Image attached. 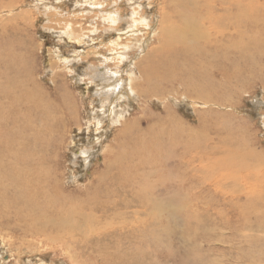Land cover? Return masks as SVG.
<instances>
[{
	"label": "rangeland",
	"instance_id": "rangeland-1",
	"mask_svg": "<svg viewBox=\"0 0 264 264\" xmlns=\"http://www.w3.org/2000/svg\"><path fill=\"white\" fill-rule=\"evenodd\" d=\"M187 1L180 0L182 4L172 14L176 27L184 26L183 23H178L181 15L187 14L189 10L197 9L202 14L223 10V4L220 5L215 0L207 8L200 6L201 4L194 7ZM241 1V13L244 14L243 11L248 9L264 14V0ZM173 5H177L176 0H0V71L4 76L7 63L17 57L20 67L22 66L19 74L26 79L28 85V81L33 85V89L29 88L28 92L35 95V106L40 110L31 112L34 120L28 128L31 133L37 134V143L33 144V141L30 148L38 152L37 156L46 155L48 169L56 174L66 192L84 190L87 185L95 184V177L105 169L104 165L110 163L113 154H122L119 147L122 136L118 135L121 124L128 122L130 125L132 120H136L145 127V120L167 117L168 121L171 113L178 118L175 121L191 131L175 137L177 139L173 148L182 155L175 156V163L162 170L164 185L158 192L154 190L155 193H152V204L158 200V207L164 208L156 216L160 217L162 225L168 226L167 231L159 234L157 230L149 228L151 231L147 241L140 243L136 239L129 245L133 253L139 251L141 254L143 251L142 260L137 261L138 264H240L241 259L248 257V254H251L248 258H253L257 249L258 261L264 264V232L254 228L249 230L248 227L235 230L240 220L234 209L228 210L229 214L224 217L229 221L228 228L222 229L219 226L221 221L209 210L212 201L210 195L214 194L216 188H232L233 184H239V188L243 189L244 186L242 188L240 183L244 184L241 176L245 174L250 178L255 173L252 177L260 183L259 188H263L264 73L258 70L261 63L256 64L258 58H255L252 63L255 69L253 73L247 70L244 76L238 77L237 71L232 73V68L235 64L248 66L249 62L240 63L238 54L234 55L232 52H226L224 57V52L220 50L216 57L213 56L216 59L212 57L208 59L209 62L206 61L207 68L210 69L206 76L210 80L211 89L206 85L207 88L203 86L201 90L203 93L208 92L209 102L206 99L201 101L200 98L185 97L196 94L190 90L188 92V84H198L194 77L185 78L190 76L185 75L186 72H196L189 61H186L187 70L180 69L167 82H163L162 77L153 79L152 83L147 81L144 89L156 88L159 96L145 94V90L142 91L141 85H138L141 76L139 70L150 60H145L148 49L156 45L159 26L162 25L158 23L162 12H168ZM10 9L13 13H22L21 17L28 20L25 23L18 20L17 25L9 26V21L1 19H5L4 16L8 15ZM51 11L61 13V23H55L54 20L58 19L50 16ZM115 11L120 16L118 20H112L116 15ZM132 13H135L133 16L146 15L151 28L137 24V32L129 33L125 28L124 18ZM243 14L242 16L245 15ZM67 23L68 29L64 31L62 28ZM208 23H200L199 27L202 29L206 25L210 29L214 26ZM240 27L239 25V29ZM257 28L261 29L262 25ZM133 35L139 42L140 39L141 42L146 39V43H142L143 48L139 47V42L130 44L129 39ZM233 36L239 37L236 34ZM212 38L209 36L202 44L212 41ZM216 39L213 41L218 42ZM129 45L125 49V55L120 57L118 53L121 48ZM250 52L254 53L255 50L250 49ZM173 77L176 81L172 85L169 80ZM113 79L118 80L107 85ZM125 87L131 90H128L126 96L122 95ZM154 89L151 90L153 94ZM26 126L22 119L21 129ZM20 127L17 123L11 124L10 119L1 120L0 150L8 147L9 137L16 138ZM30 132L22 142L25 145L30 144ZM185 138L189 139L184 141ZM194 138L197 139L195 143ZM15 142H19V139ZM201 145L208 146L210 154L215 151L213 155L206 153L212 157L209 173L201 172L200 165L205 163L199 164L198 161H195L192 172H187L185 165L191 160L190 149L195 152V160H198ZM231 154L235 158L232 161L237 162L235 166H231L230 160L225 159ZM238 154L239 161L235 157ZM205 158L206 156L201 160ZM145 172L150 171L147 168L141 171L143 179L139 183L143 189L149 177ZM159 174L157 175L160 176ZM150 175L149 179L153 180L154 176ZM208 175L211 176V182L203 180ZM12 179L14 180L13 176H8L2 184H9ZM262 192L264 196V191ZM142 193L145 195V191ZM218 199L221 203L222 199ZM210 217L214 218L213 223H210ZM117 220L114 215L106 217L108 222ZM14 221L13 213L0 206V264H121V259L117 257L98 261L107 252L112 255L114 248L105 246L106 253L99 252L94 256L95 246L93 251L86 249L78 252L73 248L66 251L60 245L63 232L48 230L45 235L34 237L25 233L27 229L24 230L31 225L30 220L17 221L13 225ZM254 237L258 239L254 240ZM228 239L230 241L225 242ZM116 240L121 248L126 246L120 239ZM256 243L257 249L252 246ZM241 254L244 257L240 258Z\"/></svg>",
	"mask_w": 264,
	"mask_h": 264
},
{
	"label": "bare ground",
	"instance_id": "bare-ground-1",
	"mask_svg": "<svg viewBox=\"0 0 264 264\" xmlns=\"http://www.w3.org/2000/svg\"><path fill=\"white\" fill-rule=\"evenodd\" d=\"M183 1L185 2L187 0ZM189 2L194 7L195 5L201 4L200 6L204 8L212 5V2L214 3L213 0H189ZM215 2L220 5L223 4V10L213 11L211 9L212 12H208V14H202L197 9L191 11L188 9V12L184 11L187 12L185 15L181 12L182 15L178 24L183 23L184 26L182 27H176L174 19L172 18L175 8H179L180 4H182L180 0H176L177 5H173L174 7H171V10L162 12L158 22L162 25L159 26V36L156 45L148 49L149 52L145 60L147 62L149 59L150 60L148 64H144L139 70L141 76L138 85H141L140 89L142 91L145 90L143 86L147 85V81L152 83L153 79L158 80L162 77V81L167 82L168 78L176 75L180 69L187 70L188 66L186 61H189L196 72H186L185 75L190 76L185 78L194 77L198 84L189 83V87H187L188 92L190 90L191 93L193 92L196 94L195 96L188 95L185 97H196L200 98L201 101L202 99H206L209 102L210 95L208 92L203 93L201 90L203 86L206 87V85L208 89H211L209 84L210 80L206 76L207 72L210 70L207 68L206 61L209 62L210 60L208 59H211L213 56L216 57L220 50L224 52V57H226V52H232L234 55L238 54V58L241 60L240 63L249 62L248 66L235 64V67L232 68V73L237 71L238 77L240 75L244 76L247 70L253 73L255 69L252 63L255 58H258L256 64L261 63V67H259L258 70L264 73V14H258L255 12L256 10L251 11L245 8L246 10H242L244 15L240 12L241 0H215ZM212 7H215V5ZM186 9L187 8H185V10ZM115 13L116 15L113 16L112 20L120 19L117 11H115ZM135 13H132L128 18H124L125 28L129 33L137 32L138 28L135 27L137 24L145 28H151L149 18L146 15L143 16V14L141 15L139 13L140 16H133ZM57 14L58 12H52L50 16L54 17V19H58L59 21L54 20L55 23L58 24L62 21L60 20L61 13L55 18ZM242 14L244 16H242ZM21 15L22 13H13L10 9L8 15L4 16L5 19L1 20L9 21L7 22L9 26L15 25L16 21L18 23V20L25 23L28 18L21 17ZM260 16L263 18H259ZM204 22H209L208 24L212 23L214 26H211L212 28L209 29L205 25L201 29L199 27L201 26L200 23L204 24ZM239 25L241 26L240 29ZM258 25H262V28H257ZM62 29L67 31L68 23L66 26H63ZM233 34L239 37H234ZM209 36L213 37L212 41H208L203 45L202 43L205 42ZM216 38H218V40ZM213 39H216L218 42L215 40L213 41ZM145 40L146 39L141 42L140 39L139 42L134 35L129 39L130 44L139 42L140 48H143L142 43H146ZM224 43L225 45H223ZM18 45L20 46V43ZM129 47L130 45L123 46L118 55H120V57L125 55V49ZM249 48L254 49L255 52H250ZM16 58L11 59L7 63L6 76H3V73L0 71V122L1 120L10 119L11 124L17 123L20 127V123L23 119L27 126L23 129L20 127L16 138L9 137L8 147L0 150V206L8 208V211L13 213L16 220L13 222V225H16L17 221L28 222V220H30L31 225L25 227L24 230L27 229L25 233L31 236L45 235L48 233V230L63 232V240L60 245L63 246V249L66 251H68L69 248H73L74 251L78 252H84L86 249L93 251L95 246L94 256L99 252L106 253L105 246H108L115 249L114 253L111 255V252L109 254H107V252L105 255L100 256L98 261L103 258L107 261L110 257H117L121 259V264H138L137 261L142 260L141 254L143 255V251H141V254L138 253V250V252L134 251L133 253L129 245L136 239H138L139 241H137L140 243L147 241L149 231H151L149 228L157 230L159 234H161V232L164 234L167 231L168 226L162 225V220L160 221V217L157 218L156 216V214L160 213L164 208L162 206L158 207V200L153 203L154 205L152 204V200L154 199L152 198V193H155L153 192L154 190L157 191L164 185L163 177H161L162 170H166L169 165L175 163V156L181 154L176 152L173 148L177 139L175 137L183 135L186 131L189 133L191 131L186 130L188 127H183L179 121H175L178 118L171 113H169L171 121H166L168 119L167 117L151 118L145 120V127H142L136 120H132L130 125H128V122L121 124V131L118 135H121L122 138L120 140H122V142L124 141L123 143L120 142L119 146L123 151L122 154H113L112 158H110V163L107 166L104 165L105 169L101 170V172L97 174V177L94 176L97 181L95 184L87 185L84 190L66 192L61 187L56 174H52V171L48 169L46 165L48 164V162L46 163V155L41 154L37 156L36 154L38 152L30 148L33 141V144L37 143L35 140L37 134L31 133L30 128H28L31 121L34 120L31 112L35 111L37 106H35V95L28 92L29 88L33 89V85H31L29 81L28 85L26 79H23L19 74L22 71V66L20 67ZM19 59H21V57ZM20 64L22 63L20 62ZM158 73H160V75ZM117 80L118 79H113L111 82H107V85ZM204 80H206V82ZM169 81L173 85L176 78L173 77ZM220 82L224 84L222 81ZM152 89L154 88L152 87ZM152 89H147L144 93L147 95L159 96L157 95L159 91L155 90V88V93L153 94L151 93ZM128 90L131 92L130 89L125 87L123 91L124 94L122 95L128 94ZM168 93L169 92H167V94ZM38 110L40 109H37V111ZM29 132L31 133L30 144L25 145L22 142ZM212 132L214 133V131ZM17 139H19V142L14 143ZM196 140L197 139L194 138L193 143H195ZM190 150L188 151H190L189 156L191 160L188 161L187 166L185 165L187 172L190 171L191 173L195 161H198L199 164L201 162L205 163L204 165H200L201 172L203 174L209 173L211 169L210 159L212 158L210 155H213L215 151L210 154L208 146L201 145L199 159L195 160V152L192 149ZM181 151H183V149ZM206 153L210 155L207 156ZM205 156V160L202 161L201 159ZM218 157L220 158L221 156ZM235 157L237 160L240 158V155H235ZM232 158L235 159L233 154L225 159L230 160L229 164L231 166L237 165V162L232 161ZM176 164H178V162H176ZM145 168L150 172H145L149 177L146 179L147 183L145 184V189H143L141 184L143 179L141 171ZM238 168H236V170ZM150 174L154 176L153 180L149 179L151 177ZM253 174L255 175V173H252V176ZM8 176H13L14 180L12 179L9 184H2V181ZM252 176L250 175V178H248V174L241 176V180L244 184L240 183V185L242 188L244 186L243 189L239 188V184L238 186L233 184L232 188H226L220 185L221 187L216 188L214 194L211 193L212 195H210V197L212 201L209 204V210L221 221L219 226L222 229L228 228L229 221L224 217L227 216L229 209H234V211L237 212L238 220H240L235 230L248 227L249 230L254 228L255 230L264 232V196L262 194L264 185L262 186L263 188H259L260 183H257L256 178ZM191 178H193V174ZM207 179L208 182H211L210 175H208V178H203L204 181ZM231 180H233V178ZM142 191H145V195H143ZM153 196L155 197V195ZM218 197L222 199L221 203H219ZM119 208L122 210L118 211ZM112 215L118 220L112 222L106 221V217ZM23 216L24 218H22ZM210 219V223H213L214 218L210 217ZM8 225L12 227V224L9 223ZM114 237L120 239L121 243L126 246L124 248L118 246V241ZM255 239L258 238L254 237V240ZM229 241L228 239L225 242ZM252 246L257 249L258 243ZM248 253L250 252L248 251ZM248 255V257H251V254ZM88 256H90V254ZM242 257H244L243 254H241L240 258ZM248 257L242 258L241 261L239 260V263L262 264L258 261V249L253 258Z\"/></svg>",
	"mask_w": 264,
	"mask_h": 264
}]
</instances>
